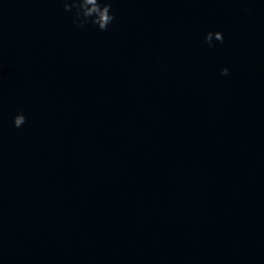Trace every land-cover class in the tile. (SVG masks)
<instances>
[{"label": "clouds", "instance_id": "9594fccd", "mask_svg": "<svg viewBox=\"0 0 264 264\" xmlns=\"http://www.w3.org/2000/svg\"><path fill=\"white\" fill-rule=\"evenodd\" d=\"M63 6L65 11L75 10L73 23L79 27L92 23L103 31L107 30L115 19L111 11L110 0H63ZM213 40L223 43V34L221 32H208L205 36V42L211 47L214 46ZM221 75H228V69H222ZM13 123L15 127L19 128L26 123V117L23 114H17L13 118Z\"/></svg>", "mask_w": 264, "mask_h": 264}]
</instances>
